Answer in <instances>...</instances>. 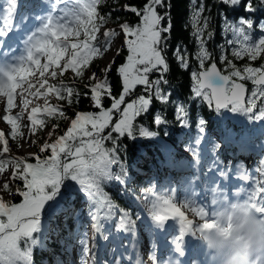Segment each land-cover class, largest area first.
<instances>
[{"label": "snow or ice", "instance_id": "1", "mask_svg": "<svg viewBox=\"0 0 264 264\" xmlns=\"http://www.w3.org/2000/svg\"><path fill=\"white\" fill-rule=\"evenodd\" d=\"M68 3L69 0H55L51 11L44 17H30L21 12L17 19L18 9L22 8L20 0H6L0 9V121L7 125V129H0V177L11 170V174L3 179L0 186V264H34L33 252L42 244L43 238L55 229L46 223L47 214L54 212L62 201L68 202L73 197L84 198L90 208L93 228L100 231V220L113 216L117 205L112 201L111 194L105 190L106 183L126 185V174H116L115 165L120 164L119 141L127 135L135 139L134 121L138 117L150 118L155 126L166 123L162 115L152 109L155 99L161 104H174V119L184 128L195 124L196 135L193 143L200 146L204 140L206 121L203 118L190 122L189 109L184 103L171 100L170 94L162 89L168 85L166 74L169 63L165 55L168 35L172 29L169 12L163 14L160 9L171 7L167 0H143L141 5L125 3L122 8L114 12L123 11L134 14L138 18L136 24L127 21L119 24L123 33V46L127 55L122 64L116 68L120 78L119 95H113L109 78L115 60L101 69L102 76L96 72L86 77L83 97L88 99L91 106L98 111H76L73 117L66 114L61 103H50L54 97L57 101H66L68 106L73 102L79 103L81 92L63 79L70 70L73 78L85 79V71L94 58L101 56L113 46V38L118 35L116 30L103 32V46L98 43L100 29L111 18L99 13L98 6L104 0H71L72 9L58 8V5ZM118 2V0H116ZM264 4V0H260ZM192 5L191 27L195 38L197 51L195 59L198 61V71L191 72V99L199 100L217 114L222 110L246 116L252 121H264V63L258 67L252 66L264 55V36L253 40L250 30L254 20L240 16L238 24L228 20L223 15V31L232 33V39L226 41L231 47V55L237 60L247 57L249 63L237 67L232 59L224 54L221 45L218 68L212 53L206 47L212 39L213 32L205 31L209 28L208 17L201 15L205 12L203 0L197 7V0H190ZM226 6L227 11L243 8L246 13H254L251 0H217ZM117 16L116 20L119 21ZM38 21L30 25L29 21ZM264 32V23L259 25ZM121 54L117 48L116 56ZM173 58L179 67L187 69L188 55L177 47L173 51ZM211 61L210 63H208ZM207 64V66H206ZM156 73L157 78L150 79ZM250 82L252 87H246ZM137 86H143V93L136 95L126 102V97H132ZM111 101L110 106H104V99ZM43 103H39V101ZM63 119L68 126L63 134L57 133V124L45 133L46 138L38 143V139H31L30 146L36 145L38 152L28 156L8 155L12 152L10 141L17 147L20 139L38 136L48 128V121ZM110 129L105 135V130ZM139 136L154 138L157 132L145 127L139 128ZM115 134V135H113ZM110 141L111 147H105ZM27 142V140H26ZM219 144L213 145L218 149ZM199 164V154L196 148L187 149ZM47 153V154H45ZM29 159L34 160L29 162ZM264 165V161L261 162ZM221 182L215 179L209 183V191L213 194L210 210L207 205H197L194 200H186L179 206L176 203L175 191L159 192L156 188L148 187L141 195L146 202L148 218L153 226L161 231L166 230V222L174 220L178 224V233L171 240L172 251L178 257L185 256V238L194 237L196 229L188 234V219L186 209L191 213L214 211L218 203L216 197L226 195L229 198H246L260 214H264V179L255 182L252 187H236L229 195L223 189L227 187L223 180H229V174L219 168L214 160ZM264 178V167L259 169ZM123 173V169H122ZM240 180L249 181L248 175H242ZM22 182L13 192L12 182ZM216 184L215 187L212 185ZM2 193L22 197L20 203L5 201ZM118 230L133 232L136 221L124 209L119 211ZM21 241L24 247H21ZM83 264H88L91 255L88 241L81 240ZM150 264H160L159 258L152 254ZM173 264V262H169ZM174 264H182L176 260ZM193 264H196L193 261Z\"/></svg>", "mask_w": 264, "mask_h": 264}, {"label": "trees", "instance_id": "2", "mask_svg": "<svg viewBox=\"0 0 264 264\" xmlns=\"http://www.w3.org/2000/svg\"><path fill=\"white\" fill-rule=\"evenodd\" d=\"M142 2L143 0H118V2H116V0H104V3L99 5L97 10L101 15L105 16H108L109 13H112L111 18L105 25L120 24L125 21L134 25L138 22V18L134 14L125 13L123 11L114 12V9L122 8L125 3L141 5ZM167 2L170 3L171 7L168 9L159 10L161 14H163V12L167 10L169 12L172 23V29L170 33L167 34L168 42L167 50L165 53L169 63V71L166 74V78L168 79L169 84L162 85V89L170 94L172 101H175L176 103H184L188 107L190 122L193 117L196 120H198L199 118H203L207 122L204 138H206V136H209L208 132L212 130L218 132L221 129V126L226 129L228 136L240 135L241 128L239 127V124L237 122L231 119H227L223 123H220L219 120L215 118L216 112L208 108L205 104H202L199 100L193 101L191 99V72L199 70L198 61L195 59L197 46L195 43V38L192 36L193 29L191 27L190 19L192 5L190 3V0H167ZM251 2L253 7L257 9L254 13H246L244 12L242 7L237 9L236 11H227L226 6L217 3V0H203V3L205 5V12L201 15V24L203 23V18L205 16L208 17L209 21V28L205 31V38L207 37V31L213 32V37L212 39L208 40L206 47L209 52L212 53L213 58L216 60L217 66L221 70H223L224 67L219 63L221 45L224 46V54L229 59H232L237 67H243L244 64L249 63L247 57L241 60H237L235 57H232V46L227 45L226 41L228 39H232L233 37L231 32L225 34L223 31L222 13H226L228 20L237 24L240 16L252 18L254 20L253 29L250 30L252 39L256 40L261 36H264V32H261L259 29V25L261 23H264V4H261L260 0H251ZM199 3L200 0H197V7L199 6ZM117 16L120 17L119 21L116 20ZM177 47L181 49L182 53L186 52L188 55L189 67L187 69L179 67L176 60L173 58V51ZM126 55L127 50L122 47L121 54L119 56L115 55V57L113 58L115 60V63L113 64V67L109 72L113 95L116 96L119 95V92L121 90L120 78L116 73V68L124 62ZM210 62L211 61H209L208 63ZM261 63H264V55H262L256 61L251 62V65L258 67ZM88 68L93 72L99 74V70L101 68L99 60L94 59ZM155 78H157V75L155 73L150 75V79ZM59 79H63L66 84L77 88L81 92L82 95L80 102L77 104L74 101L71 106H68L66 101H57L53 97L50 100V103H61L66 114L70 117H73L76 111H98L91 106V103L88 99L83 97V92L86 91L84 89V84L87 82L86 79H74L73 74L70 72V70L65 73L64 77L58 78V80L54 81V83L58 82ZM246 84L248 85L250 91L252 87L251 83L246 82ZM139 94H144L143 86H137L134 95L132 97H126V102H130L132 98ZM110 103L111 101L109 99H104L105 107L110 106ZM151 107L154 111L162 115L163 119L166 120V123L155 126L150 118H146L145 116L138 117L137 120L134 121V135L136 138L133 139L125 135L120 139L118 153L120 164L113 167L114 173L126 174L125 179L127 183L126 185H123L124 187H119L118 184L115 183H106L104 185L105 190L111 194L112 201L117 205L118 211H120V209L127 210L130 216H132V214L134 213L133 199H139V197H142L141 192L143 189L152 187L154 181L158 182L159 184L171 181L172 179L170 178V175H172L174 179L177 178V175L174 172L171 173L167 169V165L170 163V159L184 155L183 152L188 153L190 158H193L192 153L187 149L189 147H195L193 143V139L196 135L195 124L192 123L188 128L182 127L174 119V104L172 103L164 105L154 99ZM220 114H223V111H221ZM236 115L246 117L240 114ZM258 122L259 121H252L248 119V136H253L252 128ZM52 124L58 125V134H63V130H65L67 126V121L63 119L50 120L48 121V126L50 129ZM142 126L147 128L148 130L157 132V134L164 141H166L171 148H167L150 138L140 137L138 130ZM43 134L44 132L38 133V136H34V139H38V143L42 142L43 139H45V136ZM105 147H111V142L106 141ZM230 148H232V146H230ZM34 152H38L37 146H35ZM17 185L22 186V182H12L11 186L13 188V192H15V187ZM72 200H77L76 202H79V200L85 199L73 197ZM7 201H11L12 203H20L22 201V197L18 195H9ZM70 202H63L62 204L66 205ZM77 205L78 203H73L71 206L74 207ZM87 206H89L88 203ZM87 206L83 207V212L88 209ZM77 219L80 220L82 219V217L79 216V218L75 219L72 217H67L64 220L62 229L56 231L59 236V239L56 238L58 242H60V240H63V242L72 240V237H74L75 234V222L77 221ZM52 224L54 229L59 227V223L56 220L52 221ZM48 246V252L34 249V264H49L51 260L50 255L52 253L61 251L60 248H56L57 243L55 242L48 243ZM21 247L23 248L24 245H22ZM21 264H23V262H21Z\"/></svg>", "mask_w": 264, "mask_h": 264}, {"label": "rangeland", "instance_id": "3", "mask_svg": "<svg viewBox=\"0 0 264 264\" xmlns=\"http://www.w3.org/2000/svg\"><path fill=\"white\" fill-rule=\"evenodd\" d=\"M24 1L26 2L29 0H24ZM39 1L41 2V0H39ZM52 1L55 2V0H52ZM5 3H6V0H0V9H2L5 6ZM73 7H74V5L71 3V0H69L68 3H65V8L72 9ZM114 29L118 32V35L116 38V44H113V46H115V47L112 50V55H110L108 53L106 55H104V53H103L101 56L94 58V59L99 60V63L101 66V68L99 70V74L97 73V76H102L101 69L106 67L109 64V62L112 61V59L116 55L117 48L121 49L122 47H124L123 46L124 37H123V33L119 29V24H108L106 26V29H104V28L100 29V32L98 33V41L97 42L100 43L101 46H103V32L106 30H114ZM124 49H126V48L124 47ZM92 72L93 71L91 69L87 68L85 71V79L87 76L91 75ZM39 103L42 104L43 101H39ZM2 106H3L2 102H0V108H2ZM225 112L227 113V116L230 115L229 112H227V111H225ZM66 125L68 126V121H67ZM67 126H66V128H67ZM7 127H8L7 125H5L2 121H0V129H7ZM48 130H50L49 126H48V128L45 129V132L43 134L44 136ZM108 131H110V129H106L105 133ZM262 131H264V130L262 129ZM256 133H260L259 130H256ZM215 137H218V136H215ZM45 138H46V136H45ZM31 139H34V137H31L30 139H28L27 133H26L25 139L19 140V144L21 145V147H19V148L17 147V144L15 142L10 141V146L12 148V152H10L8 155L28 156L29 153H33L36 145L30 146ZM26 140H27V142H26ZM216 144H219V143H216ZM260 150L262 151V153H264V143L261 145ZM184 155L186 156V154H184ZM258 156H259V154H258ZM256 159H257V161H256ZM214 160L217 161L216 157L212 156L211 160L209 161V164L205 168V174L207 176L206 182L202 183V182H200V180L197 177L198 172H196V170L193 168V166L191 167L187 163V161L184 157L174 159L172 166L174 168H176L178 172L181 171V168L185 169L183 174H182V177H180V180H179L180 184L179 185H178V183H172L170 185L166 184L160 188H157V191L167 193V192H169L170 189L173 190L174 187L178 188L179 186H181V190H179V192H177L175 194L177 206H179L180 204H182L186 200H193V198L191 196L192 191H191L190 196L185 195V190L187 188H191V190H193V192L197 191L196 193H197L199 198L205 196L206 186H207V184L210 183L211 177H213V175H212L213 172L215 170H217L216 166L213 165ZM262 161H264V154L260 158H254L253 157V161H250V159H248L246 161H242V162L235 160L232 162L231 165H225V164L220 163V162H218V164H219V168H222L225 171H229L230 169H232V170L242 172V173H246V174H247V172H249L251 174L252 170L254 169V172H256L257 176H260L259 169L261 167H264V165L261 164ZM171 169L172 168H170V167L168 168V170H171ZM187 172L190 173L189 177L185 176L187 174ZM10 174H11V170L9 169V171L5 174L4 177H0V186H2L3 179ZM214 179L218 183V181H220L219 179H221V178H214ZM213 186L215 187L216 184H213ZM2 195H3V198L5 199V201H7L9 194L2 193ZM135 202H136L135 207L137 210V214L141 217V219L138 223V226L134 228L133 232H127V234H125V237L121 240L122 241V247L126 248L127 246H129V243L126 242V237H132L133 240H135V241H134V243H132V245L130 244V246H129L130 247V253H132L134 251L136 244H138V243L141 244L142 245V252L146 253V255H145L146 256V264H150V258L152 256V254L156 253V252H155V250H152L151 247L149 246L150 231H148L145 227L147 226V224H150L152 226H153V224H152L151 220L148 218V214H147L146 207H145L146 202L145 201H142V202L135 201ZM203 203L204 202L200 201L197 203V205L199 206ZM82 205H84V203ZM182 210H184L186 212V215L189 218L196 219L195 217H193V215H191L192 213L190 211H188L186 209H182ZM56 211H57V209H56ZM74 213H75V211H74ZM89 213H90V210L88 211V213H85L86 217H85V220L83 222L84 225L80 229L78 236L80 237V242H81V240L86 239L88 241L89 247H90L91 243L93 242V245L91 248V255L88 258V264H106L107 258H104L105 260L102 262L99 260L102 257V255H101L102 253H100V251H99L97 254L96 241H95L94 228H93V220H92ZM66 214L68 215L67 212H66ZM51 217H53V216L49 215V217L45 218L46 223H49L48 221H50ZM59 218H61V219H59ZM59 218H58V222L60 225V223L64 219V215L60 216ZM175 223H176V221H173V223H171V225L175 226ZM102 224L104 225V227L106 224V225L112 226L114 229L118 230L119 220L113 219L112 217L109 219H102ZM166 225H168V223H166ZM143 228H145L143 234L139 233L138 230L139 229L141 230ZM55 234H56V232L52 234L50 231L45 236V238L47 240H53L55 238ZM111 243H112V246L113 245L115 246L119 243V240L115 236L114 237L112 236L111 237ZM143 244H144V247H143ZM41 247H43V244H41ZM145 247H147V248H145ZM81 249H82L81 243L73 245V247L68 252V254H69L68 259L72 260L73 258H75L79 264H83V257H82V250ZM149 252H152V253L148 254ZM122 255L125 256L126 254L124 252H121L120 250H118L117 256L115 257L114 260H117L119 257H122ZM159 260H161V258H159ZM58 264H75V263L72 261L69 262V261L64 260L62 262H58Z\"/></svg>", "mask_w": 264, "mask_h": 264}, {"label": "clouds", "instance_id": "4", "mask_svg": "<svg viewBox=\"0 0 264 264\" xmlns=\"http://www.w3.org/2000/svg\"><path fill=\"white\" fill-rule=\"evenodd\" d=\"M214 211L192 213L188 234L204 248L208 264H264V214L247 198L216 197Z\"/></svg>", "mask_w": 264, "mask_h": 264}, {"label": "bare ground", "instance_id": "5", "mask_svg": "<svg viewBox=\"0 0 264 264\" xmlns=\"http://www.w3.org/2000/svg\"><path fill=\"white\" fill-rule=\"evenodd\" d=\"M22 8H23V6H22ZM22 8L21 9H18V12H17V19L19 18V16H20V14H21V11H22ZM29 23H30V21H29ZM115 30V29H114ZM116 38H117V36L115 37V38H113V44H116ZM114 47L115 46H112L107 52H104V55H106L107 53L108 54H110V55H112V50L114 49ZM263 130H264V128H263ZM224 132H227L226 131V129H225V131ZM264 132V131H263ZM228 165H230V163H227ZM261 179H263L261 176H258V178L254 181V182H256V181H258V180H261ZM186 195L188 196L190 193H191V190L190 189H186ZM167 222H170L171 223V220H169V221H167ZM148 231H151V227H148ZM162 233H163V231H161V230H159V231H157V233L156 232H154V231H151L150 232V234H149V237H150V240H151V242H153L152 243V247L154 248L155 246H156V242H155V240H157V236L158 235H161V237H160V239L162 238ZM125 234H126V232H124V231H121V230H117V229H114L112 226H109V225H106L105 224V236L106 237H111V236H116L117 237V239H120L121 237H125ZM191 236H187L186 238H185V244L187 243V242H189L190 240H191ZM171 240L172 239H166V240H164L165 241V243H163V244H161V246H162V248H161V251H160V253L161 254H164L165 252H167V254H168V251H169V249L167 248L171 243ZM131 241H132V238H129V243H131ZM110 244V241H103V242H101V248H102V251L104 250V249H106V248H108L109 249V252H110V254H111V256H113V254L114 253H116V251H117V249H119V248H121V250H124L125 252H127V249H124V247H122V244H121V242H119L117 245H109ZM185 248H186V245H185ZM134 251H136V249L134 250ZM114 252V253H113ZM106 254V253H105ZM104 254V255H105ZM104 257V256H103ZM127 259V257H125V259L124 260H126ZM174 260H175V257L173 258ZM113 261H114V259H113ZM115 264V263H114Z\"/></svg>", "mask_w": 264, "mask_h": 264}, {"label": "water", "instance_id": "6", "mask_svg": "<svg viewBox=\"0 0 264 264\" xmlns=\"http://www.w3.org/2000/svg\"><path fill=\"white\" fill-rule=\"evenodd\" d=\"M219 68V67H218ZM246 87L248 88V85L246 84ZM249 89V88H248Z\"/></svg>", "mask_w": 264, "mask_h": 264}]
</instances>
